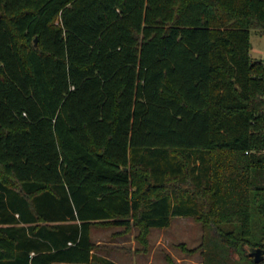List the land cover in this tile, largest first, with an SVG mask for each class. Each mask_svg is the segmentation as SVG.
I'll list each match as a JSON object with an SVG mask.
<instances>
[{
    "label": "trees",
    "instance_id": "trees-1",
    "mask_svg": "<svg viewBox=\"0 0 264 264\" xmlns=\"http://www.w3.org/2000/svg\"><path fill=\"white\" fill-rule=\"evenodd\" d=\"M252 30L264 0H0V264H117L94 227L147 248L174 217L202 225L204 264H256Z\"/></svg>",
    "mask_w": 264,
    "mask_h": 264
},
{
    "label": "rangeland",
    "instance_id": "rangeland-1",
    "mask_svg": "<svg viewBox=\"0 0 264 264\" xmlns=\"http://www.w3.org/2000/svg\"><path fill=\"white\" fill-rule=\"evenodd\" d=\"M251 56L254 60L264 61V35L256 30L251 31ZM123 228L118 227H94L92 230V236L97 244L96 252L103 256H108L110 253H118L124 256L128 251L130 254H144L151 252L157 240L160 236V229H154L149 235V244L144 247L136 239L138 234L136 229L128 233H123ZM167 237L176 239L177 241H187L186 249H197V253L200 251L199 245L201 244V238L203 237V227L200 223L190 218L174 217L169 229L163 230ZM154 244V245H153ZM162 248L158 247L155 254L159 255ZM188 252V251H187ZM189 253V254H196ZM111 255V254H110ZM112 256H117L113 254ZM110 257V256H109ZM156 258V257H155ZM156 261L154 260V263Z\"/></svg>",
    "mask_w": 264,
    "mask_h": 264
},
{
    "label": "crops",
    "instance_id": "crops-1",
    "mask_svg": "<svg viewBox=\"0 0 264 264\" xmlns=\"http://www.w3.org/2000/svg\"><path fill=\"white\" fill-rule=\"evenodd\" d=\"M171 226V224H170ZM169 226V227H170ZM169 227L160 229V236L157 244L152 248L151 252L144 254H130L128 251L124 256L118 253H110L108 258L116 262L117 264H153L154 260L156 264H204L202 256V249L196 254H189L187 252V241H177L174 238H169L165 235L163 230L169 229ZM202 239V238H201ZM202 243V240H201ZM186 244V245H185ZM154 245V244H153ZM201 245V244H200ZM199 245V246H200ZM162 248L159 255L156 256L155 252L157 248ZM195 249V248H189ZM117 254V256H112ZM110 256V257H109ZM156 257V258H155ZM56 264H69V263H56Z\"/></svg>",
    "mask_w": 264,
    "mask_h": 264
},
{
    "label": "water",
    "instance_id": "water-1",
    "mask_svg": "<svg viewBox=\"0 0 264 264\" xmlns=\"http://www.w3.org/2000/svg\"><path fill=\"white\" fill-rule=\"evenodd\" d=\"M35 47H38V39H35ZM248 256L253 259L256 264L264 262V249L262 248H249Z\"/></svg>",
    "mask_w": 264,
    "mask_h": 264
}]
</instances>
